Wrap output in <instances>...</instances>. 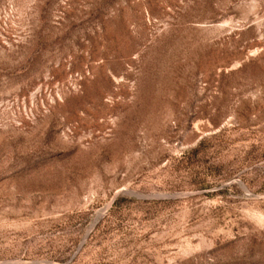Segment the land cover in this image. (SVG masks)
<instances>
[{
	"label": "rangeland",
	"instance_id": "obj_1",
	"mask_svg": "<svg viewBox=\"0 0 264 264\" xmlns=\"http://www.w3.org/2000/svg\"><path fill=\"white\" fill-rule=\"evenodd\" d=\"M0 264H264V0H0Z\"/></svg>",
	"mask_w": 264,
	"mask_h": 264
}]
</instances>
